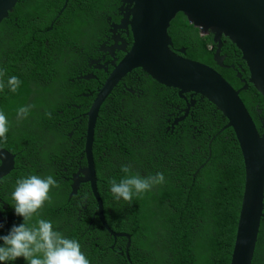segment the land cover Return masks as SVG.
Wrapping results in <instances>:
<instances>
[{
	"label": "trees",
	"instance_id": "trees-1",
	"mask_svg": "<svg viewBox=\"0 0 264 264\" xmlns=\"http://www.w3.org/2000/svg\"><path fill=\"white\" fill-rule=\"evenodd\" d=\"M63 5L64 0H19L0 26V82L13 75L20 81L15 92L7 87L0 91V112L8 120L0 148L29 155L40 176L52 175L58 182L39 218L51 220L57 230L79 241L90 264H230L244 191L234 133L220 131L226 120L200 97L193 119L173 126L185 103L177 91L161 87L142 69L124 78L134 75L128 89L135 95L117 93L122 89L118 86L101 108L93 145L104 218L113 232L130 236L129 257L127 240L115 242L95 216L98 208L89 185L82 184L70 196L67 179L85 165L84 116L108 77L91 59H98L100 42L112 35L111 25L120 23L121 0H68L58 16ZM168 34L173 51L184 48L186 58L214 68L231 85L240 72L238 64L247 76L246 65L236 58L239 51L226 37L220 51L223 67L218 66L213 36L202 37L184 14L173 19ZM241 98L253 117L261 96L249 85ZM22 106H30L28 114L18 117ZM198 126L200 132L195 133L192 127ZM62 144L75 148V158L84 156L82 164L72 158L73 148L69 156L60 155ZM59 161H67V168L60 165L55 176L52 168ZM124 168L142 176L163 173L165 182L130 202L114 201L109 182L127 176ZM10 213L12 222H6L3 234L21 222L12 208ZM263 231L264 220L260 242ZM13 264L26 262L18 258ZM253 264H264L260 243Z\"/></svg>",
	"mask_w": 264,
	"mask_h": 264
},
{
	"label": "water",
	"instance_id": "water-1",
	"mask_svg": "<svg viewBox=\"0 0 264 264\" xmlns=\"http://www.w3.org/2000/svg\"><path fill=\"white\" fill-rule=\"evenodd\" d=\"M122 1L130 7L124 26L132 34L133 44L119 64H112L113 71L99 90L90 111L84 116L88 119L85 147L87 165L75 176L71 195L77 193L81 184H89L97 203L96 217L116 240H128L126 253L129 257L130 236L113 232L104 218V205L97 189L93 145L102 106L125 76L142 69L161 87L177 91L182 100L189 94L206 99L227 120L222 130L231 128L234 131L243 159L244 193L231 264H252L264 218V134L259 135L238 92L222 75L212 67L186 58L184 50L175 52L171 49L173 43L168 30L173 19L179 13L184 14L201 35L213 36L218 51L215 61L220 67L223 66V57H220L219 51L222 38L226 37L240 52L241 60L249 71L248 80L264 95V0ZM18 2L0 0V26ZM66 3L67 0L58 16ZM13 159L11 153L0 148V179L13 169ZM1 216L0 222L4 223Z\"/></svg>",
	"mask_w": 264,
	"mask_h": 264
},
{
	"label": "clouds",
	"instance_id": "clouds-1",
	"mask_svg": "<svg viewBox=\"0 0 264 264\" xmlns=\"http://www.w3.org/2000/svg\"><path fill=\"white\" fill-rule=\"evenodd\" d=\"M126 5L127 4H124L123 1L121 0V6L118 9V14L121 17L120 23L123 20V15L120 13L119 10H122ZM127 6L130 10L129 5H127ZM120 23L118 25H111V27H112L111 33H112V30L115 31V29H117L116 27L119 26ZM128 35L129 36L131 35V43H130L131 45L129 44L130 47L127 46L129 48L128 50H130V48L133 44V37H132V34L130 32L128 33ZM201 36L204 37L205 35H201ZM223 38H222V47H223ZM116 43H117V47H119L121 44V42H119V41H116ZM222 47H221V49H222ZM209 48H212V46L210 45ZM221 49H220V51H221ZM180 50L185 51L184 48L180 49ZM119 51H121L125 54L124 51H122V50H119ZM219 55H220V53H219ZM220 57H222V56L220 55ZM236 58L238 61L243 62L241 60V55H240V57H236ZM223 63H224V57H223ZM221 67H223V66H221ZM237 67L240 68V72L236 73V75H235L236 79L234 80V83H232V85H231V83H229L228 81L227 82L229 83V85L232 87V89L234 91L238 92V95H239L240 99L242 100L241 94L243 92L248 91L249 85L252 87H253V85L248 80L249 79L248 69H247V76L244 77L243 76L244 69H241V64H238ZM112 71H113V68H112ZM87 77L95 78L94 76H87ZM87 77H85V79H87ZM88 80H90V79H88ZM104 83H103V85H104ZM19 84H20V81L16 76H14V75L9 76L6 82H0V91H2L4 87H7L9 91L15 92L17 90ZM99 90H98V92H99ZM254 90H256V92L261 96L262 103H257V104H260V110L259 111L256 108L257 104L254 105L253 110H252L253 117L251 116L250 112L247 110L244 102L243 101L242 102H243L248 114L250 115L251 119L253 120L254 124H256V129H257L259 135L262 136L264 134V120L259 119L258 113H262V111H263V116H264V95H262L256 88H254ZM98 92H97V94H98ZM133 95H135V93H133ZM197 97H200V100H206V99H203L201 96L191 97L190 94L185 96L184 100L181 99L185 103V108L179 109L180 114L174 120L173 126L178 125L180 122L185 123L186 120L188 119V117H191L193 119L192 109L195 108V106L197 105V103L199 101L197 99ZM29 107L30 106H22V107L18 108L17 109V116L18 117L27 116ZM222 117H223V115H222ZM256 120L260 124V129L257 125ZM176 121H177V124H175ZM226 124H227V120H226ZM173 126H172V128H173ZM192 128L195 131V133L200 132L199 126L198 127H192ZM222 128L220 131L226 130V129L222 130ZM113 129L118 130V128H116V126H114ZM227 129H231V128H227ZM7 132H8L7 117L5 116V114L3 112H0V139L5 138V135ZM233 133H234V131H233ZM86 136H87V132L84 136L85 147H86ZM234 136H235V134H234ZM235 139H236V137H235ZM64 149H70V147H68L65 144H62V147L60 149V155ZM13 157H14L13 165H12L13 169L11 171L14 170L16 161L18 163L19 169H18L17 177H16L14 184H13L12 192L10 194V199L12 201L11 208L13 211V215L20 217L21 222L19 224H13L8 229L6 234L0 235V264H13V262L16 261L18 258H22L26 262V264H90L88 258L86 257L84 252L81 250V245H80L79 241H77L76 239H71V238H68L67 236H65L61 231L57 230V228L53 226V222L51 220L39 218L40 209L45 205L46 202H50V200H51L50 189H54V188L58 187L57 180L54 179V177L52 175H47V176H43V177L40 176L37 163L29 155L21 153L19 155H13ZM85 158H86V156H85ZM75 159L77 161H80V160L84 159V156L80 157V159H77V158H75ZM242 161H243V159H242ZM59 162H58V165H62V166L64 165V167H66L67 164L65 161H62L60 163ZM208 162H209V160L207 161V163ZM86 165H87V162L85 159V165H81L80 168H78V170L76 171V173H73L71 175V178L67 179V181L70 184H72V186L74 185L75 176L78 173H80V170L83 169L84 167H86ZM11 171H10V173H11ZM123 171L129 172V174L127 176L119 179V181L110 180V182H109V191L112 194L113 200L117 201V202H119V201L130 202L134 196L144 195L145 193L150 192L154 186L163 184L165 182L164 175H163V173H160V172H157L154 175L142 176L139 173H131L128 168H124ZM81 185H80V187H81ZM84 185H89V184H84ZM72 186H71L70 196H73V195H71L72 194ZM78 191H80V188H78L77 192ZM243 193H244V191H243ZM242 198H243V196H242ZM241 204H242V202H241ZM3 212H4V210L2 208H0V215H2ZM240 212H241V209H240ZM95 216H96V214H95ZM239 217H240V213H239ZM263 220H264V218H263ZM238 222H239V220H238ZM262 223H263V221H262ZM3 228H4V223L0 222V229H3ZM261 228H262V225H261ZM237 231H238V223H237V228H236V235H235V239H234V246H233L232 254L236 248ZM260 233H261V230H260ZM117 234H121V233H117ZM113 239L115 240V242L118 240V239L116 240L115 238H113ZM123 239H126V238H123ZM260 239L261 238H260V234H259L257 246H256V252H254V258H253L252 264L254 263V259H256L257 252L259 249V243L262 244V246L264 245V240L262 239V242H260ZM127 242H128V240H127ZM126 246H127V244H126ZM126 256H127V253H126ZM231 260H232V255L230 258V264H231Z\"/></svg>",
	"mask_w": 264,
	"mask_h": 264
},
{
	"label": "flooded vegetation",
	"instance_id": "flooded-vegetation-1",
	"mask_svg": "<svg viewBox=\"0 0 264 264\" xmlns=\"http://www.w3.org/2000/svg\"><path fill=\"white\" fill-rule=\"evenodd\" d=\"M119 11L123 15V20L121 21V23L117 27V29H115V31L112 30L113 35H111L109 38L100 42L99 49L97 50V52L99 54L98 59H91V63L93 62L94 64H97V66H95V68H99V69L103 68L104 71L108 74V76L112 72V71H110L112 64L113 63L119 64L123 60V58L125 57V54L122 52H119V50H122L124 52L129 51L127 46H129V44H130L129 40H131L130 39L131 35L130 36L128 35L127 29L124 26V22H127V15L129 13V8L126 5L122 10H119ZM117 17H119V14H117ZM116 41L121 42L119 47H117ZM120 54H123V55L121 56ZM133 77H134V75L129 76L127 79H124L125 78L124 77L122 79V81L124 80V82L121 83L122 82L121 81L119 83V86H122V89L119 90V88L117 87L118 88L117 93H118V91L120 93L125 91V92H128V93L133 95L134 92L132 91V89H128L131 87V83L134 81L132 79ZM256 108L259 111L260 110V104H257ZM177 109L178 108H176V110ZM179 114H180V111L178 112L177 116ZM171 115L172 114H169V117H171ZM258 115H259L260 120L261 119L264 120L263 111H262V113H258ZM169 120L170 119H168V121ZM72 148L74 151V155L72 158H75V156H76L75 148L73 146H72ZM72 148L70 146V149H64L62 151V154L69 156L71 154ZM78 163L82 164V161L80 160V162H78ZM72 164L73 163L70 164L71 167L73 166ZM59 166L60 165H58V163H55L54 167L52 168V171H54L55 176L59 173V170H60ZM64 168H67V167H64ZM18 169H19V167H18V163L16 161L14 170L11 171V173L8 174L5 178L0 179V208H2L4 210V212L1 216V217H3L4 228H7V224H6L7 221L12 222V215L10 213V209H11L10 194H11L12 189H13L14 181L17 177ZM12 214H13V211H12ZM67 224H69V226H72L71 221L69 219L67 220ZM2 231H3V229H0V235L3 234ZM262 233H264V231ZM262 239L264 240V234L262 236ZM112 249H113V247H112Z\"/></svg>",
	"mask_w": 264,
	"mask_h": 264
},
{
	"label": "bare ground",
	"instance_id": "bare-ground-1",
	"mask_svg": "<svg viewBox=\"0 0 264 264\" xmlns=\"http://www.w3.org/2000/svg\"><path fill=\"white\" fill-rule=\"evenodd\" d=\"M68 1V0H67ZM64 2H65V0H64Z\"/></svg>",
	"mask_w": 264,
	"mask_h": 264
}]
</instances>
